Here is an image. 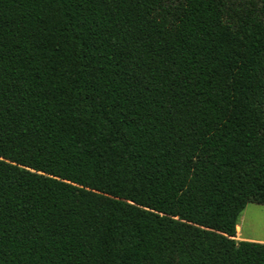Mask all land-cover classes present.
Returning <instances> with one entry per match:
<instances>
[{"label":"trees","instance_id":"obj_1","mask_svg":"<svg viewBox=\"0 0 264 264\" xmlns=\"http://www.w3.org/2000/svg\"><path fill=\"white\" fill-rule=\"evenodd\" d=\"M264 0H0V264H264Z\"/></svg>","mask_w":264,"mask_h":264},{"label":"rangeland","instance_id":"obj_2","mask_svg":"<svg viewBox=\"0 0 264 264\" xmlns=\"http://www.w3.org/2000/svg\"><path fill=\"white\" fill-rule=\"evenodd\" d=\"M238 223L241 227L239 230L237 224V239L251 236L264 240V204L248 202L239 214Z\"/></svg>","mask_w":264,"mask_h":264},{"label":"crops","instance_id":"obj_3","mask_svg":"<svg viewBox=\"0 0 264 264\" xmlns=\"http://www.w3.org/2000/svg\"><path fill=\"white\" fill-rule=\"evenodd\" d=\"M242 219V218H241ZM238 225H239V230H240V227H241V224L240 223H238ZM239 232V231H238ZM237 232V233H238ZM237 238V237H236ZM238 239H241V238H238ZM242 239H248V240H253V241H259V242H264V240L263 239H258V238H254V237H251V236H247L246 238H242Z\"/></svg>","mask_w":264,"mask_h":264}]
</instances>
